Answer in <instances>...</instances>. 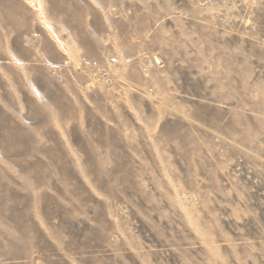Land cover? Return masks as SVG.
Segmentation results:
<instances>
[{
	"label": "rangeland",
	"instance_id": "374dc122",
	"mask_svg": "<svg viewBox=\"0 0 264 264\" xmlns=\"http://www.w3.org/2000/svg\"><path fill=\"white\" fill-rule=\"evenodd\" d=\"M0 264H264V0H0Z\"/></svg>",
	"mask_w": 264,
	"mask_h": 264
},
{
	"label": "built area",
	"instance_id": "2783aa9c",
	"mask_svg": "<svg viewBox=\"0 0 264 264\" xmlns=\"http://www.w3.org/2000/svg\"><path fill=\"white\" fill-rule=\"evenodd\" d=\"M92 71L94 72V74L96 76L101 75L102 77L108 79V72H106L105 70H102L97 64H94L92 67Z\"/></svg>",
	"mask_w": 264,
	"mask_h": 264
},
{
	"label": "bare ground",
	"instance_id": "6f19581e",
	"mask_svg": "<svg viewBox=\"0 0 264 264\" xmlns=\"http://www.w3.org/2000/svg\"><path fill=\"white\" fill-rule=\"evenodd\" d=\"M93 74H94V72H93ZM93 76L96 77V78H98V77H102L101 75L96 76L95 74H94ZM102 78H104V77H102Z\"/></svg>",
	"mask_w": 264,
	"mask_h": 264
}]
</instances>
